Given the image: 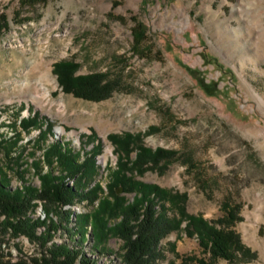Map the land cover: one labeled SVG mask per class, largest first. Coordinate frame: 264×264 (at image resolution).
Returning <instances> with one entry per match:
<instances>
[{"label":"rangeland","instance_id":"obj_1","mask_svg":"<svg viewBox=\"0 0 264 264\" xmlns=\"http://www.w3.org/2000/svg\"><path fill=\"white\" fill-rule=\"evenodd\" d=\"M0 18L7 24L0 39V178L12 188L39 187L32 163L48 172L44 152L56 144L80 165L95 155L81 184H98L105 195L118 160L107 136L139 133L146 148H162L169 158L148 163L135 181L185 194V212L208 221L223 215L224 203L238 208L230 227L251 255L214 264H264V0H0ZM135 31L142 33L138 44ZM60 61L76 63V75L105 73L116 90L98 102L64 94L52 73ZM34 113L39 126L21 131L19 121ZM49 162L63 173L56 156ZM116 194L134 196L120 188ZM35 202L32 219L43 217ZM95 206L83 201L70 209ZM56 210L50 216L61 220ZM70 227L49 245H75ZM87 230L88 256L122 264L120 238L109 235L96 253ZM0 241V264H36L43 254L39 240L0 229ZM158 249L157 264L210 261L182 229Z\"/></svg>","mask_w":264,"mask_h":264},{"label":"trees","instance_id":"obj_2","mask_svg":"<svg viewBox=\"0 0 264 264\" xmlns=\"http://www.w3.org/2000/svg\"><path fill=\"white\" fill-rule=\"evenodd\" d=\"M7 29V24L0 18V39ZM142 33L134 32V41L138 44ZM78 65L71 61H60L53 64L52 73L56 76L58 86L64 94L86 101H101L111 96L116 90L113 81L107 79L105 73L76 75ZM39 120L34 113L19 121L18 127L23 132L38 127ZM47 126V125H46ZM39 128H42L39 127ZM154 130L150 128L147 134ZM141 134H109L108 141L118 154L116 170L106 185V194L98 184L89 189L81 182L93 171L94 156L80 165L71 151L59 145H51L44 154L49 171L42 173L36 163H32L34 173L38 177L39 187L22 182L21 186L12 188L8 180L0 178V229L10 232L13 236H25L31 240L41 241L43 254L34 260L36 264H98L83 250L87 240V228L92 237L91 247L96 253L99 247L111 235L123 241L122 264H157L158 245L168 234L182 229L187 238L195 237L202 252L209 255L210 261L203 259H182L179 264H214L216 260L234 263L237 259L249 258L251 252L240 241L239 236L231 229V225L239 220L238 208L224 203L221 205L223 215L216 221H208L199 215L185 212L186 195L161 188L155 184L135 181L133 174L142 175L148 168L147 164L157 165L168 160L169 152L157 148L154 151L142 143ZM1 143V142H0ZM1 147V144H0ZM1 150V149H0ZM135 152L134 159L131 154ZM56 156L63 173L55 174L50 165V156ZM90 169V170H89ZM76 183L68 185L69 180L77 176ZM120 188L123 193L133 194L132 201H126L116 194ZM41 203L43 217L32 219L31 214ZM83 201L95 206L88 213H74L70 207ZM97 202V203H95ZM64 207L68 209L64 210ZM60 209L63 218L54 220L51 213ZM63 210V211H62ZM184 223V227H181ZM65 229L70 235L77 233L78 239L71 238L65 243H49L56 232ZM43 231L36 235L37 229ZM0 241V257L3 249Z\"/></svg>","mask_w":264,"mask_h":264}]
</instances>
